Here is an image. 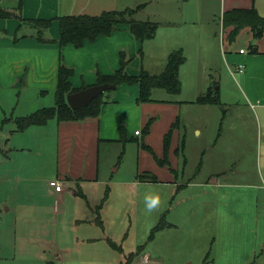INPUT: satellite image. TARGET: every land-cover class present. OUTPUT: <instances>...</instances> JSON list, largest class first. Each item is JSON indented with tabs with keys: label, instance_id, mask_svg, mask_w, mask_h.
<instances>
[{
	"label": "crops",
	"instance_id": "crops-1",
	"mask_svg": "<svg viewBox=\"0 0 264 264\" xmlns=\"http://www.w3.org/2000/svg\"><path fill=\"white\" fill-rule=\"evenodd\" d=\"M103 1L114 5V0H82L81 4L78 0H68L64 11H59L60 5L53 4L50 8L42 6L39 11L20 8L18 14L0 8L14 15L0 20V184L15 183L17 188L23 183H35L41 185L39 189L33 184L38 195L63 199L74 188L101 182L106 176L102 159H107L109 148L116 150L119 146L125 156V145L136 142V161L128 169L130 183L159 186L165 190L166 197L181 193L170 214H179L182 218L180 222L170 220L169 228L177 231L179 226L186 235H189L187 230H199V263L187 264H264V229L261 235L257 230L258 222L260 226L264 223L258 213L259 206L264 207L261 202L264 201V37L255 39L245 28L240 32L245 31L255 51L245 55L230 46L226 55H220L225 44L236 42L240 34L229 41V28L222 27V15L253 8L264 18V0H196L195 13L188 6L179 15L155 14L162 23L151 22L157 29L154 37L145 41L136 40L127 26H120L109 36L85 41L80 48L61 47L55 20L42 34L45 42L37 40L32 20L99 15L93 9ZM165 1L161 0L164 5ZM104 11L108 8H101L98 13ZM178 50L185 59L179 67L178 79L181 85L185 80L191 87L190 100L151 99L138 105V87L121 85L110 91L113 94H104L105 103L97 117L62 122L52 118L42 125L16 130L18 119L54 107L60 63L72 70L71 88L80 90L96 85L98 75H113L120 67L121 54L129 61L125 68L128 75L137 76L141 70L158 75L164 71L168 56ZM195 54H199V74L193 73L194 68L189 65L191 55ZM214 56L221 58L219 68L222 70L223 66L230 74L231 83L239 92L237 96L227 91L226 85L223 89L222 86L213 88L217 84L208 77L207 70L215 68ZM212 89L217 92V104L195 103L199 96ZM220 91L226 94L224 100ZM195 104L199 106V128L193 129L199 138V164L186 176L188 161L184 153L188 139L186 134H181L180 112L183 107ZM149 120L151 125L145 132ZM174 123L177 125L172 128ZM136 128L144 133L140 144L137 138L142 133L135 135L139 131ZM170 129L165 151L163 141ZM119 171L120 165H117L112 172ZM142 175L154 177L156 182L141 179ZM54 179L62 183L60 192L48 186ZM28 197V194H17L13 206L3 200L2 205H7L4 210L10 211L12 207L26 220L25 211L40 209ZM195 199L197 205L193 208ZM50 208L55 210L57 218L58 208L53 205ZM236 231H241L239 237ZM210 235L207 246L201 237ZM39 242L44 244L41 239ZM31 245L28 243V247ZM204 246H207L205 250ZM39 250L32 249L31 256ZM156 257L144 255L141 260L146 258L148 262L162 264Z\"/></svg>",
	"mask_w": 264,
	"mask_h": 264
},
{
	"label": "rangeland",
	"instance_id": "rangeland-1",
	"mask_svg": "<svg viewBox=\"0 0 264 264\" xmlns=\"http://www.w3.org/2000/svg\"><path fill=\"white\" fill-rule=\"evenodd\" d=\"M81 2L82 0H78L79 4ZM110 3L103 1L102 5L94 6H99L93 9L97 11L95 14H100L98 11L101 12V8H108V11H122L139 6L140 10L135 14V19L159 22L156 15H179L188 6V8L193 7L195 13L197 1L166 0L165 5L161 0H114L112 6ZM53 4L60 5L59 11L68 8V0H0L1 9L13 11L15 14H18L20 8L39 11L42 6L50 8ZM54 20L57 22L56 19ZM190 26L198 27V25ZM244 32H240L236 42L234 40L231 45L225 44L224 49L220 47V55H226L227 48L230 46L237 52L242 49L245 55L252 54L256 47L251 45L252 41L245 37ZM146 61L149 62L148 59ZM191 62L192 64L189 65L194 68L192 72L199 74V54L191 55ZM212 64L215 68L207 70V75L211 76L213 82L217 84L213 88L222 86L223 89L226 85L227 91L237 96L239 92L231 83L230 74L223 66L222 70L219 68L222 64L221 58L214 56ZM200 77L203 78L204 75ZM111 93L109 91L106 95ZM190 94L191 87L183 80L181 91L177 96L155 89L152 91L151 99L160 102L169 99L186 101L190 100ZM221 95L224 100L226 98L224 91ZM125 104L128 103L125 102ZM180 113L182 115L181 134H186L188 139L184 153L188 161L184 173L188 176L190 171L192 173L194 167L196 168L199 164L197 151L199 138L193 132L194 127L199 128V106L195 104L187 108L183 107ZM136 130L142 133L141 137L137 138L140 144L144 133L141 128ZM135 143L125 145V156H123V149H119V146L116 150L109 148L107 159H102L103 164H106V176L101 179V182L87 183L82 187L74 188L63 199L58 200L49 194L42 196L39 193L38 195L34 186L40 189L41 185L35 183H23L17 188L15 183L0 184V264H127L129 256L134 257L137 253L132 264L142 260L147 261L146 258L141 260L144 255L151 258L157 256L156 258L162 264L199 263V248H201L199 230H187L189 235H186L179 226L178 232L169 228L170 220L180 222L182 218V215L170 214L180 201L181 193L174 197L172 195L166 197L163 195L166 193L165 190L159 186L143 184L137 186L130 183L132 179L129 177L128 169L131 170L136 161ZM117 165H120V171L113 173ZM179 171L182 169L180 168ZM16 193L28 194L29 202L40 209H32V213L25 211L28 215L26 220L22 213L17 214L12 207L10 211H5L4 208L7 205L3 206L2 201L7 200V203L13 206ZM52 205L58 208L57 218L55 210L50 208ZM192 205L193 208L196 207V199ZM258 213L260 218L264 219L263 204L259 206ZM159 224L163 227L155 231ZM263 229L264 223L262 222L260 226L258 222V235L262 234ZM253 230L254 225L250 228L252 235ZM236 233L237 237L241 235V231ZM201 238L204 244L207 246L210 244L211 235L208 238L203 236ZM40 239L44 241L43 245L37 244L40 243ZM33 240H37L36 243ZM28 243L34 246L28 247ZM39 247H43V250H39ZM206 247L204 246V250ZM34 248L39 251L31 256V250Z\"/></svg>",
	"mask_w": 264,
	"mask_h": 264
},
{
	"label": "trees",
	"instance_id": "trees-1",
	"mask_svg": "<svg viewBox=\"0 0 264 264\" xmlns=\"http://www.w3.org/2000/svg\"><path fill=\"white\" fill-rule=\"evenodd\" d=\"M140 7L133 9H124L122 11H104L99 15H77L57 17L58 22V44L62 46L72 45L80 48L85 41H94L101 36H109L120 26H127L130 33L136 40L145 41L152 39L155 35L157 25L148 21L142 22L135 20V14ZM14 17L9 12L0 9V20ZM53 20H32L31 23L36 30V38L40 42H45L42 38L43 32L48 30ZM222 27L229 28V41H233L239 32L248 28L255 39L264 37V18L259 17L257 12L252 8L249 10L237 9L227 11L221 18ZM141 52V51H140ZM184 56L180 50L173 51L167 58L165 69L158 75H150L146 71L141 70L137 76L128 75L125 71L129 62L124 55H120V67L111 76L97 77L96 85L114 84L116 87L121 85L137 86L138 96L136 104H144L151 102V91L153 89H161L170 95H177L181 90V84L178 79L179 67L184 63ZM72 70L65 68L61 63L58 67V79L55 89V104L52 108L42 109L32 113L29 116L20 118L16 122V130H22L30 125H42L52 118L62 121H79L85 118L97 117L101 106L105 103L102 99L104 95L97 97L92 103L81 110L75 111L69 108L66 103V97L69 94L79 90H74L69 84V78ZM217 92L209 90L207 93L199 96L195 103L197 104H217ZM178 123V122H175ZM173 124L174 128L177 124ZM151 120L145 126V132L149 131ZM172 129L164 137L163 146L167 150ZM146 148V147H145ZM148 149V148H146ZM148 151L151 153L150 149ZM152 154V153H151ZM141 179L156 182L154 177L142 175ZM163 227L159 224L155 231ZM138 253L136 254V256ZM129 256L127 264H132L134 258Z\"/></svg>",
	"mask_w": 264,
	"mask_h": 264
},
{
	"label": "water",
	"instance_id": "water-1",
	"mask_svg": "<svg viewBox=\"0 0 264 264\" xmlns=\"http://www.w3.org/2000/svg\"><path fill=\"white\" fill-rule=\"evenodd\" d=\"M255 51V49H254ZM114 84L94 85L91 87H83L79 91L69 94L66 97V103L70 109L78 111L82 108L88 107L94 99L105 93L115 89ZM135 264H154L148 261H141Z\"/></svg>",
	"mask_w": 264,
	"mask_h": 264
},
{
	"label": "built area",
	"instance_id": "built-area-1",
	"mask_svg": "<svg viewBox=\"0 0 264 264\" xmlns=\"http://www.w3.org/2000/svg\"><path fill=\"white\" fill-rule=\"evenodd\" d=\"M239 53H240V54H243V50H242V49L239 50ZM238 70H241V68L239 67ZM138 134H139V131H136V132H135V135H138ZM48 186H49L51 189H53V191L56 192V193H57V192H60L61 189H62V183H60V181L57 180V179H54V180L50 181V182L48 183Z\"/></svg>",
	"mask_w": 264,
	"mask_h": 264
}]
</instances>
